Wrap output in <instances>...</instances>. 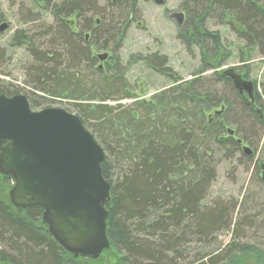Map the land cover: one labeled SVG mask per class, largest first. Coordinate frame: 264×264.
Segmentation results:
<instances>
[{
  "label": "trees",
  "instance_id": "obj_1",
  "mask_svg": "<svg viewBox=\"0 0 264 264\" xmlns=\"http://www.w3.org/2000/svg\"><path fill=\"white\" fill-rule=\"evenodd\" d=\"M39 1L31 0L30 11L37 13L25 19L31 29L18 30L9 44L23 46L29 57L23 86L0 81V95L22 93L34 111L65 99L99 144L101 174L110 186L109 248L104 252L112 254L114 264H264V143L261 160L254 164L260 191L240 203H206L216 179L215 155L234 156L243 152L242 145L258 147L264 133V89L260 94L252 86L249 105L226 71L201 76L211 70L212 60L220 64L227 54L210 26L227 27L244 48L264 58V0H180L184 21L177 39L190 56L193 48L198 51L200 75L160 91L150 105L140 103L132 111L106 104L127 97L125 81L108 64L105 70L99 67L92 49L110 52L119 62L116 54L126 31L141 19L140 0H46L43 9L50 22L39 14ZM0 59V64L7 60L3 48ZM144 61L170 74L165 56L151 54ZM218 107L213 118L205 117ZM244 159L251 165V156ZM3 179L4 185H13L10 177ZM2 194L0 187L1 263L95 261L65 252L48 233L41 208H16ZM227 233L231 239L222 245L220 236Z\"/></svg>",
  "mask_w": 264,
  "mask_h": 264
},
{
  "label": "water",
  "instance_id": "obj_2",
  "mask_svg": "<svg viewBox=\"0 0 264 264\" xmlns=\"http://www.w3.org/2000/svg\"><path fill=\"white\" fill-rule=\"evenodd\" d=\"M168 17L178 29L184 21L182 12ZM5 28L2 24L0 31ZM225 75L239 93L246 92L250 105L252 84L231 70ZM243 152L250 150L243 147ZM103 159V150L77 116L59 108L34 111L24 95H0V175L13 181L8 201L23 210L41 208L48 233L74 258L97 260L109 248L110 186L101 174Z\"/></svg>",
  "mask_w": 264,
  "mask_h": 264
},
{
  "label": "rangeland",
  "instance_id": "obj_3",
  "mask_svg": "<svg viewBox=\"0 0 264 264\" xmlns=\"http://www.w3.org/2000/svg\"><path fill=\"white\" fill-rule=\"evenodd\" d=\"M44 1L38 2L41 10L39 14L51 21L49 11L44 10ZM60 2L62 0H52ZM159 5L155 0H140L139 7L141 10V19L131 24L126 31L120 50L116 57L119 62L115 61L112 53L99 51L93 53L99 56L106 55L104 60H98V66L105 70L108 64L110 70L121 72L125 81L126 98L109 101L106 104L110 107L120 106L121 108L134 110L137 104L148 106L152 103L153 97L160 91L171 86L190 82L200 75L201 58L196 49L193 48L194 56H190L180 41L177 39L178 28L174 19L168 15L181 12L179 9L180 0H163ZM31 0H0V26L6 25V28L0 31V53L5 49L7 60L0 64V81L4 85H12L21 88L25 75V67L28 65L29 57L25 48L21 45H12L10 41L12 36L18 30L31 29L30 23H25L26 18L32 17ZM33 7V6H32ZM28 10L30 13H28ZM29 14V15H28ZM74 20V19H72ZM75 22V20H74ZM210 32H216L219 35L220 43L227 53L224 60L218 64L211 61L212 68L201 73V76H210L213 72L222 73L227 70H233L237 75L247 82H250L253 88H258V93L263 94L262 86L264 85V58H260L254 51L244 48L235 38V35L227 27H209ZM76 32V28H73ZM33 33V32H32ZM88 38V37H87ZM158 54L167 58V67L170 68V74L162 75L147 66L144 59L151 55ZM1 60V59H0ZM214 62V63H213ZM177 76L181 79L174 82L173 78ZM22 94V93H21ZM243 95L247 98L246 92ZM68 101L56 100L49 104L50 108H59L74 113L68 106ZM138 107V106H137ZM255 107V106H254ZM255 110L257 108L255 107ZM262 110V109H261ZM221 108L218 107L213 111L205 113V117L211 119L218 114ZM264 113V110H262ZM264 115V114H263ZM264 117V116H263ZM230 128V127H228ZM264 143V133L257 148L248 145L249 154L242 157V150L239 153L230 156L228 152H221L215 155L217 161L216 179L211 185L206 203L217 199L227 201L233 199L237 202H243L247 194H257L259 187L256 184L255 165L261 160L260 149ZM226 149V148H225ZM244 154V153H243ZM251 156V165H247L244 157ZM226 156V157H225ZM3 177L0 175V187L2 196L7 200L8 191L12 188V182L4 185ZM249 201V200H248ZM251 202V201H250ZM238 208L235 210L233 220L237 221ZM231 239L230 233L220 236V242L225 245ZM114 257L111 253L104 252L101 257L89 264H114ZM0 264H6L1 263ZM248 264H253L251 260Z\"/></svg>",
  "mask_w": 264,
  "mask_h": 264
},
{
  "label": "flooded vegetation",
  "instance_id": "obj_4",
  "mask_svg": "<svg viewBox=\"0 0 264 264\" xmlns=\"http://www.w3.org/2000/svg\"><path fill=\"white\" fill-rule=\"evenodd\" d=\"M243 80V79H242Z\"/></svg>",
  "mask_w": 264,
  "mask_h": 264
}]
</instances>
